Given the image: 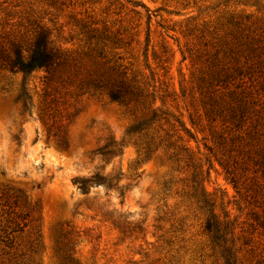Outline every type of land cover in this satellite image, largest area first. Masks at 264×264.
<instances>
[{
  "label": "rangeland",
  "instance_id": "obj_1",
  "mask_svg": "<svg viewBox=\"0 0 264 264\" xmlns=\"http://www.w3.org/2000/svg\"><path fill=\"white\" fill-rule=\"evenodd\" d=\"M226 258L264 264V0H0V264Z\"/></svg>",
  "mask_w": 264,
  "mask_h": 264
},
{
  "label": "trees",
  "instance_id": "obj_2",
  "mask_svg": "<svg viewBox=\"0 0 264 264\" xmlns=\"http://www.w3.org/2000/svg\"><path fill=\"white\" fill-rule=\"evenodd\" d=\"M59 60V53L50 46V43L47 40V36L44 32H42L39 33L35 38L33 45L30 48L28 57L26 59L22 57V54L18 49L14 50V58L10 62V67L11 69L17 72H21L23 74H28L37 69H45L46 71L50 72L59 65ZM110 98L112 101H117L119 99V96L117 93L111 92ZM156 119L157 113L156 111H152L149 117L132 126L127 132V135L135 134L142 131L144 128L150 126L152 123L157 121ZM122 149L123 145L120 143L114 145H106L105 147L99 149L98 152L100 151L99 154L103 157H112L120 155ZM74 184L83 194L85 193L90 184L95 186L102 184L107 188L110 187V185L103 182V180L99 178L98 175L92 176L88 179H76L74 181ZM203 203L207 207H209L208 202L204 200ZM205 230L214 241L218 239L216 237L218 234L216 223H214L211 219L207 220ZM229 259L230 258L225 259L226 264H230Z\"/></svg>",
  "mask_w": 264,
  "mask_h": 264
}]
</instances>
